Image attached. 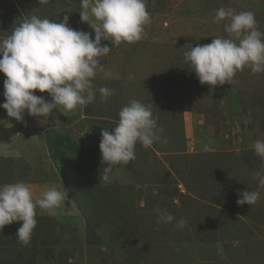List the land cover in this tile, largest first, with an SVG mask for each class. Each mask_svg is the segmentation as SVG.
<instances>
[{"label": "rangeland", "instance_id": "1", "mask_svg": "<svg viewBox=\"0 0 264 264\" xmlns=\"http://www.w3.org/2000/svg\"><path fill=\"white\" fill-rule=\"evenodd\" d=\"M146 7L150 23L141 40L102 41L111 52L101 62L112 76L98 72L93 83L114 90L106 101L97 91L87 106L57 105L42 123L27 113L18 122L0 108V185L24 182L33 200L53 184L66 192L54 216L36 208L29 245L6 240L0 257L21 255L27 264H264V189L256 204H236L239 192L258 190L254 173L264 164L252 147L264 140V72L245 67L231 84L212 88L184 60L190 47L228 37L227 21L214 19L221 7L252 11L264 32V0H146ZM82 11L81 0H0V40L32 15L56 22L67 15L73 29L94 37ZM5 79L0 73V104ZM35 94L51 101L47 92ZM132 99L151 105L167 143L137 142L136 158L114 166L104 182L107 164L96 168L87 153L101 156L102 128L113 129ZM61 135L86 152L53 157L48 139ZM165 212L176 220L158 223ZM181 217L185 227L174 228Z\"/></svg>", "mask_w": 264, "mask_h": 264}, {"label": "clouds", "instance_id": "2", "mask_svg": "<svg viewBox=\"0 0 264 264\" xmlns=\"http://www.w3.org/2000/svg\"><path fill=\"white\" fill-rule=\"evenodd\" d=\"M81 8V21L88 23L94 37L92 33L73 29L67 15L60 22L32 15L0 40V73L6 77L5 102L0 108L9 117L19 122L27 113L42 123L57 105L69 111L92 103L97 91L102 102L113 94V89L106 86L97 89L93 83L98 72H103L105 78L112 76L101 62L111 48L102 45V41L119 45L141 40L145 25L150 23L146 0H81ZM214 19L217 23L227 21L224 31L228 37H214L211 43L190 47L184 53L185 62L199 82L214 88L231 84L237 72L245 67L253 73L264 72V32L259 30L255 14L221 7ZM35 91L47 92L51 101L36 95ZM118 116L113 129L101 130L99 150L102 162L107 164L103 168L104 182L110 181L114 166H126L136 158L137 142L145 148L154 142L167 143V138L162 139L163 130L153 118L151 105L132 99ZM252 147L264 161V140H255ZM254 179L258 181V190L239 192L237 206L254 205L260 199L259 189H264V164L254 173ZM65 197V190L62 192L54 184L35 200L30 186L24 182L0 185V230L13 222H22L16 238L29 245L37 225L36 208L54 216ZM174 220V215L165 212L158 216L157 222L167 224ZM186 223L181 217L173 227L183 229Z\"/></svg>", "mask_w": 264, "mask_h": 264}, {"label": "trees", "instance_id": "3", "mask_svg": "<svg viewBox=\"0 0 264 264\" xmlns=\"http://www.w3.org/2000/svg\"><path fill=\"white\" fill-rule=\"evenodd\" d=\"M48 145L52 149V156L53 157L54 156L55 157L56 156H67L69 154L70 155H79V154H83L86 152V149L81 144H79L78 142H76L75 140H72L71 138H69L67 136H62V135L54 137L52 139H48ZM87 155H88L90 162L96 168H101L104 165V163L102 162L101 156L98 152H88ZM53 157H52V159H53ZM21 224H22V222H20L18 224L17 223L14 224V222H13L10 225H6L7 226V227H5L6 231L1 232V230H0V245L7 243V242H5L6 240H8L11 243L14 242V244H17V245L23 244V243L19 242L16 238L17 230L21 226ZM7 251L12 253L10 249H8ZM22 257L20 255V257L18 259L12 260V258L9 256H7V257L5 256V258H3V256H1L0 261L3 262L4 264H12V263L27 264L28 261L25 260L24 257L23 258ZM2 259H6V260L2 261ZM7 260H9V261H7ZM15 260H17V261H15Z\"/></svg>", "mask_w": 264, "mask_h": 264}]
</instances>
